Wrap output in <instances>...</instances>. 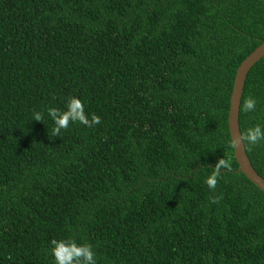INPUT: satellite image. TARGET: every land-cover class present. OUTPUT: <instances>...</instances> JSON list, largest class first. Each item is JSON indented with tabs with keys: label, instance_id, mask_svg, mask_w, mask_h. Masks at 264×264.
<instances>
[{
	"label": "trees",
	"instance_id": "trees-1",
	"mask_svg": "<svg viewBox=\"0 0 264 264\" xmlns=\"http://www.w3.org/2000/svg\"><path fill=\"white\" fill-rule=\"evenodd\" d=\"M263 43L264 0H0V264H55L66 237L97 264H264V193L228 127ZM71 96L101 123L33 121ZM256 124L264 58L240 106L241 133ZM244 144L264 178V141Z\"/></svg>",
	"mask_w": 264,
	"mask_h": 264
},
{
	"label": "clouds",
	"instance_id": "clouds-1",
	"mask_svg": "<svg viewBox=\"0 0 264 264\" xmlns=\"http://www.w3.org/2000/svg\"><path fill=\"white\" fill-rule=\"evenodd\" d=\"M257 107V101L254 97H249L243 103L245 112H254ZM45 115L52 121L53 135H59L61 130H67L72 124H80L86 128L92 129L101 123L98 115L87 113L84 101L77 97L68 98L64 110L56 107H48L44 111H36L32 114L33 121L41 122ZM245 141L248 145L255 146L264 141V125L256 124L247 129L246 134H239L236 138L233 136V142L236 150L239 143ZM230 167L229 162L224 158L218 159L212 168L211 174L204 181L209 190H215L218 179L221 177V169ZM213 203L216 200L212 201ZM50 255L55 264H97L96 253L91 244L77 243L71 237L52 239L49 241Z\"/></svg>",
	"mask_w": 264,
	"mask_h": 264
},
{
	"label": "water",
	"instance_id": "water-1",
	"mask_svg": "<svg viewBox=\"0 0 264 264\" xmlns=\"http://www.w3.org/2000/svg\"><path fill=\"white\" fill-rule=\"evenodd\" d=\"M263 58L264 43L256 48L238 67L234 80L233 91L230 96L228 127L234 147V156L239 165L238 172L243 173L258 189L264 193V178L254 169L247 154L244 141L238 144L237 150L233 142V136L238 138L239 134H242L240 129V106L247 76L250 70Z\"/></svg>",
	"mask_w": 264,
	"mask_h": 264
}]
</instances>
